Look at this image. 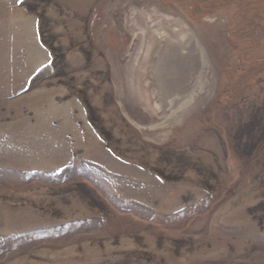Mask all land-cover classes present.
I'll return each mask as SVG.
<instances>
[{
	"label": "rangeland",
	"instance_id": "obj_1",
	"mask_svg": "<svg viewBox=\"0 0 264 264\" xmlns=\"http://www.w3.org/2000/svg\"><path fill=\"white\" fill-rule=\"evenodd\" d=\"M0 264H264V0H0Z\"/></svg>",
	"mask_w": 264,
	"mask_h": 264
},
{
	"label": "bare ground",
	"instance_id": "obj_2",
	"mask_svg": "<svg viewBox=\"0 0 264 264\" xmlns=\"http://www.w3.org/2000/svg\"><path fill=\"white\" fill-rule=\"evenodd\" d=\"M176 27V26H175ZM180 28V27H179ZM174 31V30H173ZM177 31V30H176ZM185 31H183V30H180L179 29V33H180V36H182V34L184 33ZM158 33H159V36L162 38V39H165V38H167V36H166V33L164 32V31H158ZM174 33H175V31H174ZM153 40V39H152ZM156 41V40H155ZM153 42V41H152ZM150 44V43H149ZM155 44V43H154ZM147 46H149V45H147ZM153 47V46H152ZM155 47V46H154ZM150 48L148 47V50H149ZM155 49V48H154ZM156 50V49H155ZM149 52V51H148ZM147 52V53H148ZM155 52V51H154ZM147 53H146V55H147ZM151 53V52H150ZM165 51H162V52H160L159 53V55H158V59H157V67H158V69L159 70H161L162 69V66H161V61H162V57L165 55ZM149 55V54H148ZM147 57V56H146ZM151 57V56H150ZM148 58V57H147ZM152 58V57H151ZM153 61V60H152ZM160 61V63H158ZM145 68V67H144ZM160 75H161V73H159ZM147 79V78H146ZM172 81V80H171ZM174 82V87H175V89L176 90H180V93H175V94H173V95H171V98L170 99H167V95L169 94V93H167V89L165 88V85H164V83H159V86H158V92H159V95H160V98H161V105H162V109L165 111V110H167V111H170V109H171V107H172V105L175 103V101H177V100H180L181 99V97L183 96V89H182V84L181 83H176V81L174 80L173 81ZM142 86H143V84H142ZM181 89H182V91H181ZM142 90H143V92H144V87H142ZM175 90V91H176ZM173 96V97H172Z\"/></svg>",
	"mask_w": 264,
	"mask_h": 264
}]
</instances>
